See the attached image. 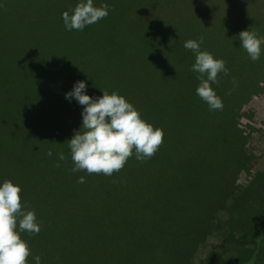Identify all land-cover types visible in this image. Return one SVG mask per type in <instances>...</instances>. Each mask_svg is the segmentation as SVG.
Instances as JSON below:
<instances>
[{
    "label": "trees",
    "instance_id": "16d2710c",
    "mask_svg": "<svg viewBox=\"0 0 264 264\" xmlns=\"http://www.w3.org/2000/svg\"><path fill=\"white\" fill-rule=\"evenodd\" d=\"M42 1L23 0L0 16V121L8 125L0 128L6 132L0 144L7 138L13 149L30 154L2 164L0 181L21 186V202L40 222L39 234L21 233L31 260L39 255L48 264H166L174 255L175 263H184L216 230L227 256L220 264H264V226L248 225L251 220H242L235 206L264 175L245 189L233 183L252 121L243 104L251 94L264 93V61L258 62L264 53L252 61L238 34L248 29L264 36V4H250L240 15L223 8L231 11L219 19L169 15L195 0L138 6L166 9L152 16L108 4L107 17L83 31H67L61 14L76 4ZM200 37L212 39L203 40L201 50L223 59L229 70L212 85L221 110L209 111L196 95L195 54L183 44ZM77 80L86 81L92 96L118 92L161 128L155 155L138 161L133 154L111 176L71 173L68 140L81 126L82 106L64 93ZM80 176L84 183L77 182ZM257 207V218L264 219V206ZM219 209L226 217L213 219ZM215 255L209 253L206 264Z\"/></svg>",
    "mask_w": 264,
    "mask_h": 264
},
{
    "label": "clouds",
    "instance_id": "9594fccd",
    "mask_svg": "<svg viewBox=\"0 0 264 264\" xmlns=\"http://www.w3.org/2000/svg\"><path fill=\"white\" fill-rule=\"evenodd\" d=\"M107 3L95 6L93 0H78L74 7L64 11L61 18L67 31H83L109 15ZM242 47L252 61L260 59L264 51V36L248 29L239 34ZM203 37L189 39L183 47L195 54L191 71L197 73L199 84L196 95L204 101L209 111L221 110L223 103L213 84L218 83V75L227 76L226 62L216 58L207 50H201ZM235 84V80L233 81ZM64 98L75 100L81 107L82 123L68 140L71 153V173L87 172L111 176L119 172L127 160L135 154V159L144 161L152 158L163 142V131L142 118L139 110L125 96L116 91L102 90V95L88 94L84 80H77ZM49 157L53 152H47ZM60 162L66 160L63 152L57 153ZM59 167L60 164L57 163ZM78 183H84L80 176ZM21 186L9 179L0 181V264H28L31 250L21 233L39 234L40 222L35 212L22 204ZM34 264H41V257H33Z\"/></svg>",
    "mask_w": 264,
    "mask_h": 264
},
{
    "label": "rangeland",
    "instance_id": "374dc122",
    "mask_svg": "<svg viewBox=\"0 0 264 264\" xmlns=\"http://www.w3.org/2000/svg\"><path fill=\"white\" fill-rule=\"evenodd\" d=\"M107 1V0H106ZM162 2V0H158V2ZM164 1V0H163ZM188 1V0H187ZM23 0H0V16L3 14V12H8L14 10L16 8L15 4H22ZM78 0H43L41 4H76ZM154 2H157V0H109L107 2H104L102 0H93L94 4H115L119 8L123 9H136L137 12H141L143 15H158L160 14V11L163 13L166 12V9L162 10H156L150 9V8H138V6L146 5L145 7H151L156 6L157 4H154ZM198 1L195 0V3ZM185 4V3H184ZM186 4V6L190 8H182L180 10H171V13L169 15L177 16V17H183L184 13L186 16L190 17H196L198 14H202L199 16V18H205V17H212L214 19L221 18V15L224 13L228 14L231 10L235 13L240 15L239 11L243 13V10L245 7L250 5L251 7L254 4H264V0H203V4ZM161 7V6H157ZM230 7V8H229ZM154 8V7H152ZM163 8V7H162ZM224 9H231L229 11L223 10ZM138 9V10H137ZM239 10V11H238ZM118 11H116L117 13ZM5 14H3V17ZM197 18V17H196ZM205 38V37H204ZM207 42L212 41L210 37H206L205 39ZM234 40V39H233ZM221 52H224L222 49ZM264 53V51H262ZM264 60H259L258 62H263ZM255 64V63H254ZM261 64V63H258ZM156 97V96H155ZM152 98V97H151ZM154 98V96H153ZM243 108L246 113L250 114L251 116V124L249 127V131L247 132V135L245 137V142L243 145L242 155L244 163L243 166L239 171L236 172V176L234 178L233 183L240 189H245L244 187L249 185L250 183L256 182L257 178L261 175H264V93L259 94H251L245 103L243 104ZM0 128H8L7 124H2L0 121ZM6 132L0 134V137H5ZM2 138H0L1 140ZM2 141V140H1ZM193 154H198L196 151ZM210 153V152H209ZM205 152V155L207 158H209V161L205 159L206 162L211 163L210 161H213V157H210ZM229 153V152H228ZM30 154H27L26 152L17 149H13L11 147V144L7 142V138L3 139V143L0 144V166H9L16 164L19 162L20 159L24 160L27 156ZM209 156V157H208ZM228 156V154L223 153L221 156V159H225ZM219 156L216 155L214 157L215 160H218ZM216 163V162H215ZM219 164H214L212 166V169L218 172L221 168L219 167ZM189 171V170H188ZM190 173L194 174L195 171H190ZM203 178V177H202ZM197 179V178H196ZM204 179V178H203ZM260 182L257 187L250 186V190L247 192L250 194L248 198L247 196L241 197L239 201L236 202L237 208L239 207L240 212V218L242 220L248 219L251 220L247 224L250 226H264V219L263 218H257L258 210L257 206H264V176L260 178ZM199 181V180H198ZM23 206L25 205L22 202ZM25 207V206H24ZM226 212L224 210L219 209V211L216 212L215 218L223 219L226 217ZM77 232H80L77 230ZM217 234L220 236V231H213L211 232L204 241L200 242L197 246L196 250L194 251L192 257H190L188 261L184 263H175V256L172 255L171 258H167L164 262L170 263V264H206L205 258L209 253L216 254L215 257L217 260L214 262L211 261L210 264H220L222 261L227 257L224 255V251L221 249L219 243L220 238L217 237ZM24 239L28 246H29V240L27 238ZM229 245V244H226ZM72 248V249H71ZM70 250L74 253L76 251V247H73L71 245ZM228 250V248H227ZM233 251V250H232ZM78 257V256H77ZM28 264H33L32 262V256L27 258ZM41 264H48V258L47 256L43 259ZM158 264V263H157ZM165 264V263H163ZM208 264V263H207Z\"/></svg>",
    "mask_w": 264,
    "mask_h": 264
}]
</instances>
